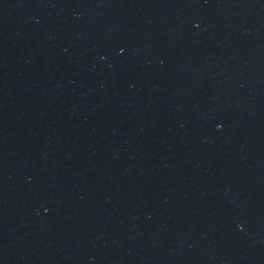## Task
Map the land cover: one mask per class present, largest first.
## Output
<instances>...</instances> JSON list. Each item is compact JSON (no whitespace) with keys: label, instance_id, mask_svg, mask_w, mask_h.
Returning <instances> with one entry per match:
<instances>
[{"label":"water","instance_id":"obj_1","mask_svg":"<svg viewBox=\"0 0 264 264\" xmlns=\"http://www.w3.org/2000/svg\"><path fill=\"white\" fill-rule=\"evenodd\" d=\"M264 113V0H192Z\"/></svg>","mask_w":264,"mask_h":264}]
</instances>
